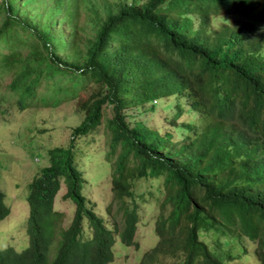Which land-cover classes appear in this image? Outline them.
Returning <instances> with one entry per match:
<instances>
[{
	"label": "trees",
	"instance_id": "obj_1",
	"mask_svg": "<svg viewBox=\"0 0 264 264\" xmlns=\"http://www.w3.org/2000/svg\"><path fill=\"white\" fill-rule=\"evenodd\" d=\"M31 2L0 0V70L13 72V104L73 98L80 122L28 182V242L0 248V264H49L52 243V264H108L116 232L137 246L138 201L148 200L131 188L140 177L158 183L148 192L159 209V240L141 264H228L239 255L223 249L224 236L253 240L264 264V0H35L53 32ZM81 2L91 13L82 40ZM11 23L32 40L13 35ZM105 105L114 228L83 193L78 160ZM62 183L74 204L66 227L54 225ZM3 195L0 220L8 214Z\"/></svg>",
	"mask_w": 264,
	"mask_h": 264
},
{
	"label": "rangeland",
	"instance_id": "obj_2",
	"mask_svg": "<svg viewBox=\"0 0 264 264\" xmlns=\"http://www.w3.org/2000/svg\"><path fill=\"white\" fill-rule=\"evenodd\" d=\"M86 4V1H85ZM31 5L42 17V24L47 29L54 31L51 24V16L45 11L41 2L36 3L32 0ZM80 25L85 27L82 30V39L87 35L88 18L91 13L84 8V3H80ZM4 11L0 13V23L4 16ZM259 28H264V22L258 24ZM13 35L26 37L25 30L18 23L8 25ZM27 39V37L25 38ZM28 40V39H27ZM32 40L29 36V42ZM21 43V54H26L30 46ZM79 46L83 47L80 41ZM43 51V49H42ZM12 70V69H11ZM13 78L12 71L3 72L0 70V98L3 103L0 108L5 111L0 112V189L4 193V202L8 207V214L0 220V248L9 245L16 247V250L24 247L28 242L26 233L27 216L29 213L26 195L28 191V182L36 174L40 167L48 163V149L56 145H68L71 137L72 128L80 122V115L75 109V99L62 101L56 106H47L44 103L37 105H27L29 100H25L23 109H19L13 104V100L18 94L10 87ZM45 79V78H43ZM52 80V79H49ZM42 87H39L41 90ZM34 103V102H33ZM166 104L161 105L165 107ZM105 114L102 123L91 134L89 142L81 146V152L78 154L80 167L84 170L87 181L83 187V193L87 198L95 203V210L99 213L106 225L114 228L113 213L116 210V204L111 205V211L107 210V205L112 201L111 181L109 176L110 166L104 161V150L107 149L109 141V129L106 125V118L110 117L109 107L105 105ZM166 109V108H165ZM143 115V114H142ZM197 119V116L195 117ZM97 156V159H95ZM116 152L112 155V159ZM132 189L137 192L143 191L148 200L139 202V220L137 229L134 232L133 240L138 242L124 245L121 243V236L114 233L115 242L113 244V259L108 264H141V258L144 251L148 250L159 240L156 229V219L158 214V202L153 199L148 191L156 190L157 182L150 177H140L131 180ZM65 184V183H64ZM62 183L55 197L54 209L61 213L56 224L66 227L72 219L74 204L68 198L63 196L65 186ZM158 193V192H157ZM85 237L90 235L86 221H84ZM119 228L121 227L118 225ZM58 232H53L58 236ZM205 237V235H203ZM213 232L209 235V241L216 239ZM236 242L229 240L232 237L224 236L223 249L231 247V251L239 256L228 264H260L255 254V242L247 236ZM242 247V249H241ZM59 249L57 244H51L47 250L49 264L57 255Z\"/></svg>",
	"mask_w": 264,
	"mask_h": 264
},
{
	"label": "clouds",
	"instance_id": "obj_3",
	"mask_svg": "<svg viewBox=\"0 0 264 264\" xmlns=\"http://www.w3.org/2000/svg\"><path fill=\"white\" fill-rule=\"evenodd\" d=\"M63 227V226H62ZM52 232H55V231H52ZM27 233V232H26ZM13 246V245H12ZM14 247V246H13ZM50 247V246H49ZM49 247H47V250L49 249ZM14 248H16V247H14Z\"/></svg>",
	"mask_w": 264,
	"mask_h": 264
}]
</instances>
